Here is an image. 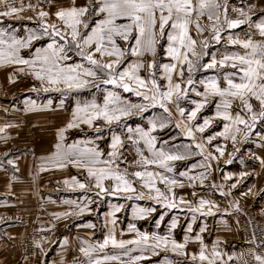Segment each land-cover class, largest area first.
I'll use <instances>...</instances> for the list:
<instances>
[{
    "label": "snow or ice",
    "instance_id": "snow-or-ice-1",
    "mask_svg": "<svg viewBox=\"0 0 264 264\" xmlns=\"http://www.w3.org/2000/svg\"><path fill=\"white\" fill-rule=\"evenodd\" d=\"M47 2L51 3L52 0ZM27 8L36 11V6L31 3ZM253 8V5H249L247 10L234 8L232 11L236 18H232L229 15L227 0H88L85 5H77L73 0L71 6L57 8L54 13L40 9L37 13L39 31H29L24 38L0 27V65H21L19 72L28 69L34 79L41 82L45 92L54 91L67 95L89 87L111 85L114 89H122L124 93H132L142 100L140 103H134L119 92L106 88L103 104L93 99L77 105L72 120L67 124L69 129L78 128L82 124L95 127V122L99 120L111 126L137 114L143 117L150 108L163 109L167 117L151 119L147 128L138 127L133 130L127 128L126 124L123 125L129 133L135 131V136L138 137L129 136V139L137 145L142 141L147 150L148 155H145L143 149H136L140 157L137 164L143 170H121L118 153L122 140L115 134L112 136L113 151L109 153L111 159H102L103 154L98 148H81L78 144H72L67 146L66 152L58 151L55 163L64 167V162L67 161L85 170L90 182H81L72 177L71 184L81 189L90 190L94 187L98 190L97 196L123 194L129 200L147 196L148 199L171 209L177 207L174 187L183 185L167 173L173 172L172 162L186 160L190 155L196 154L188 145L183 146V151H173L172 148H177L176 145L165 150L163 145L167 144V141L157 147V136L153 133L158 128L163 130L169 126L168 118L173 116L171 106H175L180 117H187V121H177L175 126L195 142V148L200 150L199 154L205 161L218 157L211 153L205 155V146L196 140L195 133H204L211 121L204 119L203 124L192 122L198 119V113L206 106L209 96L220 98L216 105V118L225 121L222 131L207 138L209 144L217 137L231 140L233 144L238 138L247 140L253 134L257 122L264 123V39L256 41L249 37L241 40L229 36V42L239 45L244 52L226 54L220 59L212 55L210 62L202 63L204 57L209 55L210 41L220 43L225 29H236L248 24L256 30L253 35L258 33L264 38V19L254 22L250 15ZM24 11L23 3L17 6L15 0H0V18L22 19L21 14ZM50 15L55 17L56 22L47 19ZM193 30L196 37L192 35ZM205 33L210 35L205 37ZM45 36L51 39L47 47L36 49L30 59L21 56L22 49L31 48L34 41ZM161 41H166V47L161 45ZM161 47H164L169 63L160 62L158 49ZM74 57H78L79 61L70 62ZM217 67L233 69L221 74L226 87L221 86L217 78L213 77L207 81L201 80L204 91H197L194 87V73L201 68L208 70ZM162 81L166 83H161ZM189 91L195 92L203 99L193 101L194 108L186 111L180 102L188 98ZM235 101H239L241 111L233 115ZM31 107L34 109L35 105ZM3 130L0 128V132ZM95 130L97 133L103 131L100 127ZM64 131L65 129H60L58 132L61 141ZM57 148L60 149L61 145L58 144ZM216 151L220 156L224 155L221 147L217 146ZM228 162L231 163V160ZM8 163L13 162L9 160ZM261 163L264 164V160ZM150 166L157 170H148ZM200 166L207 169L210 165L201 163ZM192 167L195 168L196 165ZM179 175L187 177L190 183L196 179L203 183L207 178L205 173L190 176L187 172H181ZM240 175L243 177L247 174ZM225 179L231 177L226 176ZM64 183L69 184V181L65 180ZM158 183L163 184L165 190L158 187ZM137 184L139 188L136 187ZM232 187L235 188L236 185L233 184ZM179 202L190 203L182 198ZM233 206L230 204V207ZM77 207L80 213L86 209V205ZM121 207L114 206V210L120 211ZM215 207L217 206L212 201L201 198L198 204L191 205L189 210L193 213L206 210L202 214H213L212 209ZM235 207L238 208V205ZM150 211L154 209L139 208L136 216L143 219ZM175 226L173 221L171 227ZM129 228L136 233L137 239L117 240L115 236L109 235L103 243L81 247L80 252L87 258L88 264H107L111 261L123 264L119 255H104L102 258L93 255L97 247L103 251L109 243L113 248L124 250L125 255L133 251L126 248V245L147 247L154 254L157 248L163 247L167 250L170 245L173 252L186 255L185 244L170 241L167 236L140 233L135 225H130ZM196 239L199 240L200 237L197 236ZM261 243L264 244V240ZM36 247H40L39 241L36 242ZM219 256L221 253L216 247L209 256L201 246L198 257L193 254L192 259L195 261L198 258L201 262L216 264L215 258ZM251 256L255 264H264V255L252 250ZM144 258L142 255L130 256L129 264H137ZM228 259L232 260L234 257L229 256ZM244 264H248V261Z\"/></svg>",
    "mask_w": 264,
    "mask_h": 264
},
{
    "label": "crops",
    "instance_id": "crops-1",
    "mask_svg": "<svg viewBox=\"0 0 264 264\" xmlns=\"http://www.w3.org/2000/svg\"><path fill=\"white\" fill-rule=\"evenodd\" d=\"M33 1L38 4L34 11L37 17L39 9L54 13L64 0H52L51 3L47 0ZM255 4L261 10L264 9V0H256ZM257 19H264V14L259 15ZM6 67L7 64L0 65V126L4 129L0 135V264H88L87 258L80 252L81 247L99 245L109 235L115 236L117 240H129V237L133 236L129 234L130 225L135 227L145 223L147 225L152 219H156L159 216L158 212L162 210L167 214L170 212L171 218L176 216L177 211L182 210L177 207L166 208L156 201L152 204L153 200L148 198L149 203L157 207L156 209L141 202L143 199L129 200L123 194L97 196L98 190L94 187L90 190L81 189L71 184L72 177H76L81 182H90L85 170L67 161L64 162V167H59L55 163L58 151L66 152L67 146L72 144H78L81 148H98L103 154L102 159H111L109 153L113 151L112 136L115 134L122 140L118 155L128 152L131 155L130 169L143 170L137 164L140 157L136 149L140 147L145 155H148L147 150L143 147L142 141L137 145L129 139V136L138 137L135 136V131L129 133L127 128L133 130L138 127L147 128L151 119L166 118L167 114L163 109L150 108L143 117L137 114L123 119L120 124L111 126L99 120L95 122V127L82 124L78 128L69 129L67 124L73 118L77 106L73 105L71 108L69 102L64 101L59 104L55 102L54 97L50 100L47 97L43 99L44 97L40 98L34 92L27 94V91L15 89L16 82L12 81ZM105 87L119 92L128 99L119 89H114L111 85ZM105 89L101 88L99 92L88 91L78 104L93 99L103 104ZM129 95L132 97L134 94ZM33 104L34 109L31 107ZM172 111L173 116L168 118L169 126L163 130L158 128L153 133L157 136V147H161L163 142L167 141L168 143L163 145L165 150L176 145L177 148L172 150L181 151L182 142L185 141L196 154L190 155L186 160L172 162L173 172L167 175L182 183L184 177L179 173L187 172L190 176H198L199 171L202 170L200 164H210L212 172L217 176L216 183L210 182L213 188L217 187L216 184L222 183L223 176L219 174L220 171L224 172V176L234 177V182L239 180L243 190L238 194V200L248 202L249 208L254 204V211L258 213L264 225V164L261 163L264 158H257L258 163L249 166L246 158H217L207 161L199 158L200 150L195 148V142L175 126L177 121H186V117H180L174 107ZM8 115L11 117V125L6 127ZM125 124L127 128L123 126ZM96 127L102 128L103 131L97 133ZM60 129H65L63 141L58 137ZM196 134L197 132L195 136ZM196 140L198 141V137ZM12 143L18 145V148L13 155H9L11 158H3L6 151L9 152L8 148ZM58 144L61 145L60 149L57 148ZM9 160L13 163L9 164ZM229 160L231 163L228 162ZM192 165L196 167L193 168ZM212 166H216V169ZM148 170L157 169L150 166ZM241 173L247 175L241 177ZM214 175L212 178L215 177ZM65 180H68L69 184H65ZM228 181L234 183L232 178ZM157 186L165 190L163 184L158 183ZM136 187L139 188V184ZM183 187H174L175 194H183ZM198 192L190 191L193 195L199 194ZM233 202L229 204L235 206L236 203ZM77 205L81 207L86 205L85 211L80 213ZM114 206L122 207L120 211H115ZM139 208L154 209V211L146 213L143 219H138L136 211ZM65 213L70 214L63 215ZM157 223V226L164 225V218ZM26 238H29L31 243L29 248L24 244ZM37 241L40 242V247H36ZM93 255L102 258L104 255L120 256V252L109 243L103 251L97 247ZM107 264H120V262L111 261Z\"/></svg>",
    "mask_w": 264,
    "mask_h": 264
},
{
    "label": "rangeland",
    "instance_id": "rangeland-1",
    "mask_svg": "<svg viewBox=\"0 0 264 264\" xmlns=\"http://www.w3.org/2000/svg\"><path fill=\"white\" fill-rule=\"evenodd\" d=\"M241 0H227L228 3V11L231 17H236V14L232 11L234 8H243L240 5ZM251 1V0H249ZM88 0H75L77 5H85L87 4ZM17 6H20L23 3L25 7V11L21 14L22 19H9V18H0V27L6 28L9 31L15 32L20 38H24L29 31L35 30L39 31L40 29V22L38 17H36L35 12L28 10L27 6L29 3L38 7L37 2L33 0H15ZM73 4V0H64L60 3V7H69ZM253 5V11L250 13L252 16V20L257 22L259 15L264 14V9L261 10L257 4H249ZM248 5V7H249ZM59 6V5H58ZM247 10L248 8H243ZM40 10V9H39ZM46 11V10H45ZM51 13V12H49ZM28 17H31L29 19ZM48 20L52 22H56L55 17H48ZM206 22V21H202ZM243 29H246V32L243 31L242 34L235 35L233 32L222 33V40L220 43L216 41H210V48L208 49L209 55L204 57L202 63L210 62L212 55H215L217 59L222 58L226 54H234V53H243L244 49L241 48L239 45H232L229 42V36L233 38H239L241 40L248 39L251 37L256 41H260L261 38L258 33L253 35L256 32L254 26L249 27L248 24L245 25ZM192 35L196 37V33L193 30ZM209 33H205L204 36H209ZM51 43V39L49 37H42L38 41L33 42V46L29 49H22L21 56L25 59H30L34 55V52L38 48L47 47V45ZM161 45L166 47V41H161ZM164 47L158 49L159 53V60L162 63H169L170 60L164 53ZM134 59V58H132ZM151 59V57H148ZM79 58L74 57L73 61L70 62H78ZM22 67L21 65H7V73L10 75L12 81L16 82V86L14 87L17 90L27 91V94H31L34 92L38 97L43 99L50 100L51 98H55V102H69L70 107L72 108L73 105L77 106L80 102L82 96H85L88 91L92 92L93 90L96 92L105 89L104 85H101L100 88L89 87L78 92L68 93L67 95H63L60 92L49 91L45 92L41 87V82L34 79V77L30 74L28 69H25L24 72H19L18 68ZM233 69L230 67L221 69L217 67L216 69H208L205 70L203 68L199 69L197 72L194 73L193 79L195 81L194 87L197 91L203 93L204 88L200 84L201 80H209L213 77H216L218 82L221 86L226 87V84L223 81V76L221 75L224 72H231ZM146 75V73H142ZM187 77V72H185V78ZM161 83H166V81H162ZM184 87H192L188 85H184ZM36 89V90H34ZM122 91V89H119ZM89 92V93H90ZM123 92V91H122ZM124 93V92H123ZM130 93H125V96L128 99L134 101V103H140L141 98L136 97L133 95L132 97L129 95ZM47 97V98H46ZM203 99L202 96H197L195 92L189 91L188 98L186 100H182L181 106L188 111L189 109L192 110L194 108L193 101H201ZM220 102L219 97L209 96L207 99L206 106L198 113V119L193 121L194 124H203L204 119H209L211 124L205 129L204 133L197 132L196 137H198V141L203 143L205 146V152L207 155L211 153L213 156L218 158H246L247 159V166L258 163L257 158H264V138H262V134H264V123L257 122L256 127L253 129V134H251L247 140H241L240 138L237 139V142L233 144L231 140H225L223 137H217L215 140L208 143V137L215 135L216 133L223 130V124L225 121H222L219 118H216L217 112V103ZM255 103V101H253ZM174 107L175 106H171ZM189 110V111H190ZM241 111V106L239 101H235L233 103L232 114L235 115L236 112ZM186 117V116H185ZM72 120V118H71ZM187 121V117H186ZM4 125V123H3ZM11 125V117L7 116V121L5 126L9 127ZM1 128V126H0ZM2 132H0L1 135ZM186 142H182V146H185ZM217 146L221 147L224 151V155L220 156V154L216 151ZM16 148L18 145L12 143L8 151H6V155L3 158H11L9 155H13L15 153ZM183 151V148L181 149ZM262 153V154H261ZM199 158H204L199 156ZM120 159V158H119ZM210 165V164H209ZM216 169V166H212ZM202 170L199 171L200 173H205L206 179L203 183L200 180L196 179L193 180L191 183L188 178H183V194L177 193L176 195V203L177 208L182 209L181 211H177L176 216L171 218V213H166L165 210H162L159 213V216L156 219H152L150 223L146 225H137L135 228L140 233H147L149 236L152 234H158L160 236H167L170 241L174 240L176 243L185 244V253L186 255H180L176 252L171 250V246L169 245L168 249L165 250L163 247L157 248L155 250V254L150 248L144 247L140 248L136 245H126V248H131L133 251L129 252L127 255L124 254V250L118 249L120 252L121 260L124 264H129V257L130 256H144L145 258L141 261H138L137 264H207V262H201L198 258L197 260L193 261L192 256L196 254L198 257L199 251L201 246L206 249V252L209 256L212 255V250L214 247L218 249L221 253V256L216 257V264H244L245 261H248V264H255L254 259L251 256V251L254 250L259 253L255 247L253 246L252 242H250L247 238V217L250 219H255L257 221H261L260 216L256 213L254 204H251V208H249V203L245 201H239L237 196L243 190V185L240 183L239 180L234 182V177L232 183L236 185L235 188L232 187L228 180L225 177L228 175H223L224 172L220 171L219 174H222V183L220 185L216 184L217 187L213 188V184L210 183L213 181L216 183L217 176L211 170V165L205 169L201 167ZM132 171V170H131ZM198 174V175H199ZM215 176L212 178V176ZM211 176V177H210ZM208 179V180H207ZM206 184V186H205ZM212 184V185H210ZM203 185V186H201ZM188 186V187H187ZM192 186V188H189ZM212 186V187H211ZM223 188L221 189V187ZM199 187V188H197ZM199 191L197 195H193L190 191ZM224 191V192H223ZM221 193H224L223 195ZM190 203H183L181 204L179 201L180 199ZM203 198L209 201H212L217 207L212 209L213 214H202V212L206 210H202V212L193 213L189 210L191 205L198 204L199 200ZM152 200V199H151ZM155 200H153L152 204ZM232 201L238 205L237 207H233L230 209V204ZM145 205H152L149 203L147 197L143 198L141 201ZM153 206V205H152ZM154 207V206H153ZM155 209L157 207H154ZM165 209V208H164ZM173 209V208H171ZM253 209V210H252ZM173 215V214H172ZM156 216V214H155ZM164 218L165 224L158 225V221ZM159 219V220H158ZM170 219H179V220H170ZM175 221V228H172L171 225ZM262 226L264 227L263 223ZM189 228L191 230L189 231ZM126 231H124L125 233ZM128 232V231H127ZM129 234L133 235L129 237V240L137 239L136 233L129 229ZM199 236L200 239L197 240L196 237ZM26 238L25 240H28ZM25 242V241H24ZM151 243V241H150ZM25 244V243H24ZM26 245V244H25ZM29 248V247H28ZM260 254V253H259ZM129 255V256H128ZM124 256H128L127 258H122ZM233 256L234 259L229 260L228 257Z\"/></svg>",
    "mask_w": 264,
    "mask_h": 264
},
{
    "label": "built area",
    "instance_id": "built-area-1",
    "mask_svg": "<svg viewBox=\"0 0 264 264\" xmlns=\"http://www.w3.org/2000/svg\"><path fill=\"white\" fill-rule=\"evenodd\" d=\"M120 158V168L121 170L129 169V162L131 159V156L127 152H123L119 155ZM247 230L245 231L247 233V238L250 242H252L255 249L262 255H264V244L261 243L262 240H264V227L262 226V223L260 221H257L255 219H250L247 217ZM27 247H30L31 243L28 240H25L24 242Z\"/></svg>",
    "mask_w": 264,
    "mask_h": 264
},
{
    "label": "bare ground",
    "instance_id": "bare-ground-1",
    "mask_svg": "<svg viewBox=\"0 0 264 264\" xmlns=\"http://www.w3.org/2000/svg\"><path fill=\"white\" fill-rule=\"evenodd\" d=\"M254 4V3H256V0H251V1H249V0H241L240 1V5L243 7V8H248V5L249 4ZM256 6H258V5H256ZM232 18H236L235 16L234 17H232ZM261 19H259L257 22H259ZM246 24H244V25H241L240 27H238V28H236V29H225V31L223 32V33H227V32H233V33H235V35H240V34H242L243 33V31L244 32H246V29H243L244 27H246L245 26ZM128 153V152H127ZM129 154V153H128ZM262 154V153H261ZM130 155V154H129ZM131 156V155H130ZM130 172H131V169H130V162H129V169H128Z\"/></svg>",
    "mask_w": 264,
    "mask_h": 264
}]
</instances>
